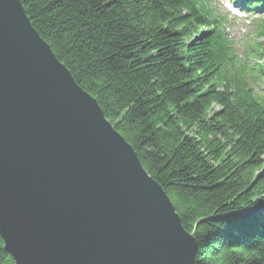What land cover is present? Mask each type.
<instances>
[{
  "label": "trees",
  "instance_id": "16d2710c",
  "mask_svg": "<svg viewBox=\"0 0 264 264\" xmlns=\"http://www.w3.org/2000/svg\"><path fill=\"white\" fill-rule=\"evenodd\" d=\"M19 1L167 194L193 264H264V66L233 57L210 2Z\"/></svg>",
  "mask_w": 264,
  "mask_h": 264
},
{
  "label": "water",
  "instance_id": "95a60500",
  "mask_svg": "<svg viewBox=\"0 0 264 264\" xmlns=\"http://www.w3.org/2000/svg\"><path fill=\"white\" fill-rule=\"evenodd\" d=\"M0 238L14 264H193L162 187L30 24L0 0Z\"/></svg>",
  "mask_w": 264,
  "mask_h": 264
},
{
  "label": "rangeland",
  "instance_id": "374dc122",
  "mask_svg": "<svg viewBox=\"0 0 264 264\" xmlns=\"http://www.w3.org/2000/svg\"><path fill=\"white\" fill-rule=\"evenodd\" d=\"M226 4H230L228 0H225ZM232 15L231 14H227V20L231 17ZM249 16H252L249 14ZM248 16V17H249ZM254 18V16L252 17ZM250 23V25H249ZM227 28H228V36L232 39L234 38L235 42H236V48H235V51H236V55L239 56V55H242L243 52H242V44H240L241 42H243V40L246 38V35L249 34V35H252V32L254 31V28H253V24L248 20V19H245V18H237L236 21H233V22H228V25H227ZM246 28H248L246 30ZM253 37H251L252 39ZM255 41L252 39V42ZM258 43H262L261 40L258 41ZM262 61L260 60L259 63H261Z\"/></svg>",
  "mask_w": 264,
  "mask_h": 264
}]
</instances>
